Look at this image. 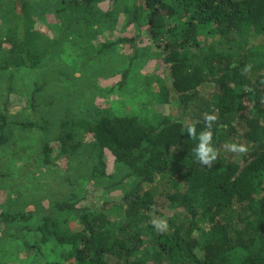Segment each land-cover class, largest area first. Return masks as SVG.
I'll list each match as a JSON object with an SVG mask.
<instances>
[{
  "label": "trees",
  "instance_id": "16d2710c",
  "mask_svg": "<svg viewBox=\"0 0 264 264\" xmlns=\"http://www.w3.org/2000/svg\"><path fill=\"white\" fill-rule=\"evenodd\" d=\"M8 1L16 21L0 36V71L35 68L41 52L34 47L38 37L27 26V7L23 0ZM99 1L67 0L63 9L85 10L89 17ZM143 25L155 50L153 58L163 65V75L158 76L163 101L176 112L156 125L141 123L135 116L63 120L56 147L48 142L42 147L46 163L56 150L68 155L73 148L70 127L77 125L92 135L98 149L97 174L113 176L104 156L108 153L127 168L121 182L131 179L135 184L119 201L97 208L56 202L57 211L77 213L78 228L61 231L59 221L45 215L40 241L53 235L56 242L70 245L65 259L71 264H228L238 250L243 254L237 264H264L262 45L245 51L244 42L240 53L210 46L201 61L193 52L204 33L222 44L240 31L264 30V0H132L125 27ZM135 40L136 35L124 34L103 48ZM205 87L214 88L211 103L216 116L210 121L190 112L195 93ZM13 124L33 127L12 120L5 106L0 110V144L9 140L7 129ZM192 126L195 135L188 132ZM205 131L211 133L206 146L214 155L207 163L195 151ZM245 141L255 146L234 157L239 150L228 146ZM112 204L123 209L124 221L113 224L108 214ZM32 216V211L5 214L4 220L27 222ZM201 221L208 222L207 230L199 226ZM125 229L135 238L137 232L150 233V239L129 243L121 233Z\"/></svg>",
  "mask_w": 264,
  "mask_h": 264
},
{
  "label": "rangeland",
  "instance_id": "374dc122",
  "mask_svg": "<svg viewBox=\"0 0 264 264\" xmlns=\"http://www.w3.org/2000/svg\"><path fill=\"white\" fill-rule=\"evenodd\" d=\"M66 1L23 0L28 10L27 26L38 37L34 47L41 57L35 68L0 71V110L6 106L12 120L33 123L31 128L10 125L9 140L0 144V264H71L65 259L70 245L56 242L53 235L40 241L43 216L59 221L61 231H75L77 213L57 211L53 207L56 202L68 200L80 207L97 208L106 201H119L135 184L131 179L121 182L127 168L108 153L104 156L113 176L97 174L98 149L92 135L77 125L70 127L73 148L68 155L56 150L46 163L42 147L47 142L56 147L55 137L63 120L74 123L103 116H135L141 123L156 125L176 112L163 101L158 81L163 65L153 58L155 50L145 26L125 27L132 0L99 1L89 17L85 10H64ZM10 5L8 0H0V36L16 21ZM124 34L136 35L135 42L103 48ZM199 41L200 46L193 49L198 61L204 59L210 46L240 53L244 42L245 51L262 45L259 55L264 56L263 29L240 31L222 44L215 35L205 33ZM213 90L205 87L195 93L190 102L194 116H216L211 103ZM243 146L250 151L255 144L245 141ZM28 211L33 216L27 222L4 220L5 214ZM108 214L113 224L124 219L123 209L114 204ZM199 226L204 231L209 228L206 221ZM121 233L129 243L150 239V233L137 232L136 238L128 229ZM242 254L241 250L232 254L228 264H237Z\"/></svg>",
  "mask_w": 264,
  "mask_h": 264
},
{
  "label": "clouds",
  "instance_id": "9594fccd",
  "mask_svg": "<svg viewBox=\"0 0 264 264\" xmlns=\"http://www.w3.org/2000/svg\"><path fill=\"white\" fill-rule=\"evenodd\" d=\"M214 118L215 117L211 116V115L206 117V119L209 121L213 120ZM188 132L190 133V135H195V127L194 126L189 127ZM199 138H200V144H199L198 148L195 149V151L198 153L199 158L203 162L207 163L210 160L214 159V155H212V156L209 155V152L211 151V149L206 146V142L211 138V133L209 131L202 132V133H200ZM228 147H230V149L233 151H236V150H239L240 152L245 151V148L243 145H239V146L238 145H230ZM153 223L157 224L159 226L158 222L155 219L153 220ZM160 223H162V221Z\"/></svg>",
  "mask_w": 264,
  "mask_h": 264
}]
</instances>
